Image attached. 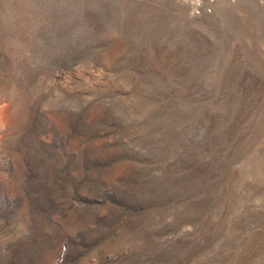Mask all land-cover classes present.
Wrapping results in <instances>:
<instances>
[{"label":"rangeland","instance_id":"obj_1","mask_svg":"<svg viewBox=\"0 0 264 264\" xmlns=\"http://www.w3.org/2000/svg\"><path fill=\"white\" fill-rule=\"evenodd\" d=\"M0 264H264V0H0Z\"/></svg>","mask_w":264,"mask_h":264}]
</instances>
